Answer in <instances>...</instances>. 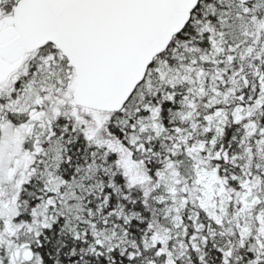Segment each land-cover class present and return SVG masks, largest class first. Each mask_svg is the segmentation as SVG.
<instances>
[{"label": "snow or ice", "instance_id": "1", "mask_svg": "<svg viewBox=\"0 0 264 264\" xmlns=\"http://www.w3.org/2000/svg\"><path fill=\"white\" fill-rule=\"evenodd\" d=\"M0 264H264V0H0Z\"/></svg>", "mask_w": 264, "mask_h": 264}]
</instances>
